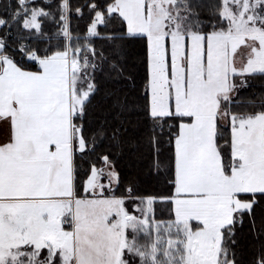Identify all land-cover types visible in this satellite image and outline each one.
Returning <instances> with one entry per match:
<instances>
[{"label": "snow or ice", "instance_id": "1", "mask_svg": "<svg viewBox=\"0 0 264 264\" xmlns=\"http://www.w3.org/2000/svg\"><path fill=\"white\" fill-rule=\"evenodd\" d=\"M0 264H264V0H0Z\"/></svg>", "mask_w": 264, "mask_h": 264}]
</instances>
